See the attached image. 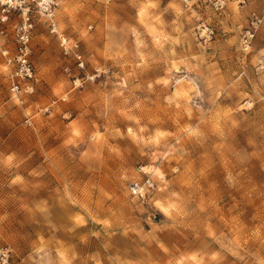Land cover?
Masks as SVG:
<instances>
[{
	"label": "rangeland",
	"instance_id": "374dc122",
	"mask_svg": "<svg viewBox=\"0 0 264 264\" xmlns=\"http://www.w3.org/2000/svg\"><path fill=\"white\" fill-rule=\"evenodd\" d=\"M57 2L58 35L78 43L83 68L37 15L19 100L0 55L11 264H264V0H227L222 13ZM252 13L262 22L243 47ZM141 171L153 184L144 199L129 189Z\"/></svg>",
	"mask_w": 264,
	"mask_h": 264
},
{
	"label": "built area",
	"instance_id": "2783aa9c",
	"mask_svg": "<svg viewBox=\"0 0 264 264\" xmlns=\"http://www.w3.org/2000/svg\"><path fill=\"white\" fill-rule=\"evenodd\" d=\"M106 4L112 0H103ZM185 8H191L194 4L202 2L208 5L215 13H222L226 7L227 0H180ZM237 3L244 5L245 0H237ZM57 0H0V55L4 60L7 69V81L11 96L19 100L22 92L28 93L30 87L28 83L33 78V68L30 62L31 48L30 42L33 33V19L35 15L44 19L45 24L51 34L59 38V45L66 56H72L79 68H83L82 56L79 52L77 42L67 41L59 36L57 31L56 10ZM13 17H18L19 21L13 25V30L9 41L13 48L5 47L6 27ZM262 14L252 13L249 18L248 27L241 35L240 45L248 47L255 36L258 26L262 22ZM213 31L203 27L199 33L200 39L207 42L212 39ZM146 176L144 183L133 182L130 185V194L134 197L144 199L152 189L151 178L144 171ZM264 246V241H263ZM0 264H11L10 254L7 250H0Z\"/></svg>",
	"mask_w": 264,
	"mask_h": 264
},
{
	"label": "snow or ice",
	"instance_id": "6c2138e0",
	"mask_svg": "<svg viewBox=\"0 0 264 264\" xmlns=\"http://www.w3.org/2000/svg\"><path fill=\"white\" fill-rule=\"evenodd\" d=\"M83 67V66H82ZM72 82H75V81H72ZM65 99H67V97H65ZM146 163V162H145ZM158 219H159V217H158Z\"/></svg>",
	"mask_w": 264,
	"mask_h": 264
}]
</instances>
